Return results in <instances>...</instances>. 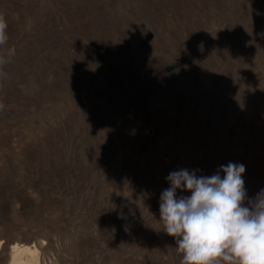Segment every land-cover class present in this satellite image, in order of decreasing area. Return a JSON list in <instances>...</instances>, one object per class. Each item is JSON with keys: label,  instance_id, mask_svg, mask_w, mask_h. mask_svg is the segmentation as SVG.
<instances>
[{"label": "rangeland", "instance_id": "1", "mask_svg": "<svg viewBox=\"0 0 264 264\" xmlns=\"http://www.w3.org/2000/svg\"><path fill=\"white\" fill-rule=\"evenodd\" d=\"M0 17V264L15 243L40 264H181L169 173L232 162L264 190V0H0Z\"/></svg>", "mask_w": 264, "mask_h": 264}, {"label": "clouds", "instance_id": "2", "mask_svg": "<svg viewBox=\"0 0 264 264\" xmlns=\"http://www.w3.org/2000/svg\"><path fill=\"white\" fill-rule=\"evenodd\" d=\"M6 29L0 17V46L8 41ZM245 171L243 164L229 162L211 176L188 169L169 173L170 187L159 199L160 221L176 238L181 264H264V190L249 198ZM178 190L191 195L178 196Z\"/></svg>", "mask_w": 264, "mask_h": 264}, {"label": "bare ground", "instance_id": "3", "mask_svg": "<svg viewBox=\"0 0 264 264\" xmlns=\"http://www.w3.org/2000/svg\"><path fill=\"white\" fill-rule=\"evenodd\" d=\"M10 264H40L37 247L31 244H13Z\"/></svg>", "mask_w": 264, "mask_h": 264}]
</instances>
